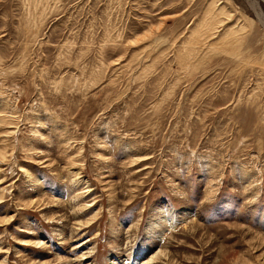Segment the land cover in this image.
<instances>
[{
    "label": "rangeland",
    "instance_id": "rangeland-1",
    "mask_svg": "<svg viewBox=\"0 0 264 264\" xmlns=\"http://www.w3.org/2000/svg\"><path fill=\"white\" fill-rule=\"evenodd\" d=\"M0 264H264V1L0 0Z\"/></svg>",
    "mask_w": 264,
    "mask_h": 264
},
{
    "label": "bare ground",
    "instance_id": "bare-ground-1",
    "mask_svg": "<svg viewBox=\"0 0 264 264\" xmlns=\"http://www.w3.org/2000/svg\"><path fill=\"white\" fill-rule=\"evenodd\" d=\"M262 1H264V0H262Z\"/></svg>",
    "mask_w": 264,
    "mask_h": 264
}]
</instances>
